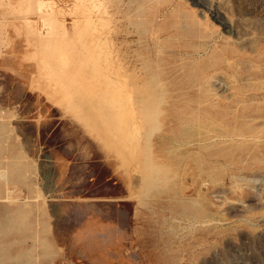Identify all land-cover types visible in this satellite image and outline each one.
Instances as JSON below:
<instances>
[{"label": "rangeland", "instance_id": "obj_1", "mask_svg": "<svg viewBox=\"0 0 264 264\" xmlns=\"http://www.w3.org/2000/svg\"><path fill=\"white\" fill-rule=\"evenodd\" d=\"M263 121L264 0H0V264H264Z\"/></svg>", "mask_w": 264, "mask_h": 264}, {"label": "bare ground", "instance_id": "obj_2", "mask_svg": "<svg viewBox=\"0 0 264 264\" xmlns=\"http://www.w3.org/2000/svg\"><path fill=\"white\" fill-rule=\"evenodd\" d=\"M101 2V1H100ZM99 13V12H98ZM106 13V12H105ZM96 14V13H95ZM98 15H100V14H98ZM99 20V19H98ZM225 24V23H224ZM98 25V24H97ZM96 27V26H95ZM94 27V28H95ZM89 28V27H88ZM99 28H100V26H99ZM230 28V27H229ZM88 30V29H87ZM104 31V30H103ZM72 32V31H71ZM73 34V33H72ZM73 36V35H72ZM97 36L98 35H96V38H97ZM107 37V36H106ZM100 38V37H99ZM98 38V39H99ZM92 39H93V37H92ZM101 39V38H100ZM90 40H91V38H90ZM104 41V40H103ZM97 42H99V41H97ZM101 42H102V40H101ZM106 42H107V40H106ZM104 43V42H103ZM103 45V44H102ZM141 66V65H140ZM129 67V66H128ZM133 68V67H132ZM128 69V68H127ZM133 71V70H132ZM132 71H129L130 72V74H131V76H132V74L133 73H135L136 71H135V69H134V71H133V73H132ZM128 73V72H127ZM130 74H128V76L130 75ZM133 75H135V74H133ZM133 77V76H132ZM150 81V80H149ZM144 82V81H143ZM137 85V84H136ZM139 85V84H138ZM151 86V85H150ZM208 90V89H207ZM161 94V93H160ZM152 98V97H151ZM157 98V97H156ZM139 101V100H138ZM131 103V102H130ZM131 106V105H130ZM158 106V105H157ZM130 110H131V108H130ZM252 110V109H251ZM261 119V118H260ZM263 119V118H262ZM251 120V119H250ZM261 121V120H260ZM264 122V121H263ZM130 123V122H129ZM131 125H133V124H131ZM152 130V129H151ZM129 133V132H128ZM133 136V135H132ZM145 150V149H144Z\"/></svg>", "mask_w": 264, "mask_h": 264}, {"label": "crops", "instance_id": "obj_3", "mask_svg": "<svg viewBox=\"0 0 264 264\" xmlns=\"http://www.w3.org/2000/svg\"><path fill=\"white\" fill-rule=\"evenodd\" d=\"M49 231V230H48ZM48 233V232H47Z\"/></svg>", "mask_w": 264, "mask_h": 264}]
</instances>
